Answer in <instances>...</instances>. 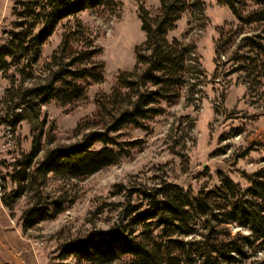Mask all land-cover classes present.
<instances>
[{"label": "rangeland", "instance_id": "rangeland-1", "mask_svg": "<svg viewBox=\"0 0 264 264\" xmlns=\"http://www.w3.org/2000/svg\"><path fill=\"white\" fill-rule=\"evenodd\" d=\"M18 1L0 0V46L16 20L13 11ZM114 1L119 4L114 10H84L75 18L60 21L40 48L33 67L35 80H23L16 69L0 73V264H78L72 257L61 259L64 245L126 224V215L135 209L132 216L146 212L143 192L152 193L162 183H171L196 195L203 188L217 187L219 174L245 190L249 184L243 176L264 169V81L256 80V72L244 70L237 59L247 52L239 47L240 39L257 34L258 28L246 26L242 34L235 35L239 25L227 7L217 0H199L201 7H189L168 34L169 40L192 47L190 71L179 99L172 105L161 103L165 113L148 122L146 130L120 132V140L139 141L140 145L117 164L81 180L64 181L48 175L38 193L43 202H60L63 210L53 219L23 228L22 218L35 199L28 193L13 198L17 187L11 176L17 162L31 153L36 136L41 151L34 164L48 150L78 142L101 127L96 120V98L110 94L117 77L133 70L134 51L145 40L139 8L154 13L159 7L158 0ZM245 2V12L254 9L250 0ZM77 22L84 37L101 51L95 60L104 65V81L91 85L78 103L61 106L51 101L42 105L33 133L27 121L8 127L3 120L10 107L7 90L41 84L44 64L63 34L76 29ZM41 30L38 26L35 33ZM216 49L220 51L217 57ZM4 200L13 204L12 210L3 205ZM132 228L141 231L140 226ZM228 230L232 236L245 234L234 226ZM262 258L258 254L242 264H258Z\"/></svg>", "mask_w": 264, "mask_h": 264}, {"label": "trees", "instance_id": "trees-1", "mask_svg": "<svg viewBox=\"0 0 264 264\" xmlns=\"http://www.w3.org/2000/svg\"><path fill=\"white\" fill-rule=\"evenodd\" d=\"M217 2L238 22L235 35L242 34L246 26L258 28L257 34L240 39L239 47L247 52L237 59L244 70L256 72V80L264 81V0H250L254 9L249 12H245V0ZM158 4L154 13L139 8L145 40L134 51L133 70L121 73L110 94L95 100L96 120L101 127L78 142L48 150L34 164L41 151L36 136L31 153L17 162L11 176L17 187L13 198L28 193L35 199L22 218L24 229L53 219L63 210L60 202H43L39 194L48 175L64 181L81 180L117 164L140 145L139 141L120 140V132L128 128L146 130L148 122L165 113L161 103L172 105L179 99L190 71L192 47L169 40L168 34L189 7L200 8L201 4L199 0H158ZM117 6L114 0H19L13 11L16 20L0 46V73L6 75L16 69L23 80H35L33 67L40 48L60 21L75 18L84 10H114ZM38 26L42 30L35 33ZM75 28L63 34L60 45L44 64L41 84L7 90L10 107L3 120L8 127L27 121L33 133L42 105L51 101L61 106L78 103L85 99L91 85L104 81V65L95 60L100 49L84 37L80 23ZM215 55H220L219 49ZM97 144L101 149H94ZM219 175L217 187L203 188L196 195L171 183H162L152 193L143 192L146 212L132 216L135 209L126 215V224L64 245L61 259L72 257L78 264H242L260 254L263 258L258 264H264V169L243 176L249 184L245 190L227 175ZM2 203L12 210V203ZM133 225L140 226L141 231L136 233ZM231 226L245 234L232 236L228 230Z\"/></svg>", "mask_w": 264, "mask_h": 264}]
</instances>
